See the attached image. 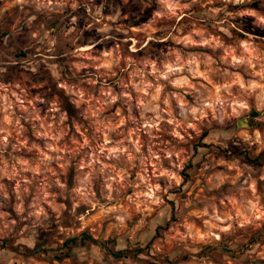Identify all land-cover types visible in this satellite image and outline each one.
Instances as JSON below:
<instances>
[{"label": "clouds", "instance_id": "clouds-1", "mask_svg": "<svg viewBox=\"0 0 264 264\" xmlns=\"http://www.w3.org/2000/svg\"><path fill=\"white\" fill-rule=\"evenodd\" d=\"M247 153L264 0H0V264H264Z\"/></svg>", "mask_w": 264, "mask_h": 264}, {"label": "rangeland", "instance_id": "rangeland-1", "mask_svg": "<svg viewBox=\"0 0 264 264\" xmlns=\"http://www.w3.org/2000/svg\"><path fill=\"white\" fill-rule=\"evenodd\" d=\"M129 3H131V0H129ZM253 6L255 7L256 5L254 4ZM205 135H206V133H205ZM247 155H248L249 159L254 163H261L262 157H264V153H261L260 156H254L251 153H247ZM261 190H264V185H261ZM174 219H175V217H174ZM250 235H251V238L253 240H255L260 235V233H250Z\"/></svg>", "mask_w": 264, "mask_h": 264}]
</instances>
